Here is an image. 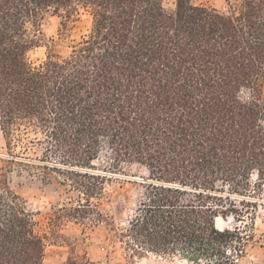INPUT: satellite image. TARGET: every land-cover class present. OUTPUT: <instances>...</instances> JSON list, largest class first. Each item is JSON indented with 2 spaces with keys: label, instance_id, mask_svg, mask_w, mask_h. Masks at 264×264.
Segmentation results:
<instances>
[{
  "label": "trees",
  "instance_id": "16d2710c",
  "mask_svg": "<svg viewBox=\"0 0 264 264\" xmlns=\"http://www.w3.org/2000/svg\"><path fill=\"white\" fill-rule=\"evenodd\" d=\"M226 2L0 0V264H43L46 237L9 180L33 169L77 192L61 217L105 224L133 259L244 257L250 235L221 222L244 217L234 197L251 191L254 174L258 190L264 183V0ZM84 13L87 32L61 53ZM48 16L64 18L59 40L35 65ZM20 143L41 145V158L18 154ZM103 153L108 169L137 163L149 174L122 227L100 208L110 180L96 168ZM66 264L96 263L70 255Z\"/></svg>",
  "mask_w": 264,
  "mask_h": 264
},
{
  "label": "rangeland",
  "instance_id": "374dc122",
  "mask_svg": "<svg viewBox=\"0 0 264 264\" xmlns=\"http://www.w3.org/2000/svg\"><path fill=\"white\" fill-rule=\"evenodd\" d=\"M176 0H166L168 7H174ZM197 5H205L218 10H226V0H190ZM63 17L48 16L42 25L44 43L30 52V59L38 65L47 58V47L52 39L59 40V30ZM90 25L89 16L84 13L80 20L70 23L72 36L60 42L58 50L67 53L71 50L72 40L79 39L87 32ZM16 152L25 153L33 160L41 158L43 147L36 145L31 150L24 151L23 144L16 147ZM8 155L4 133L0 128V160ZM110 159L103 153L96 162L99 171L107 170L110 180L106 183L100 208L115 218L118 227L124 226L134 213L138 199L148 179V171L137 163L123 162L117 169H108ZM2 162L0 161V171ZM107 167V168H105ZM11 187L20 194L27 203L28 209L34 213L37 231L46 237L45 257L43 264H66L70 255L79 259L88 258L96 264H192L179 256L146 254L144 257L131 258L105 224L89 225L61 217L62 207L74 203L78 194L62 184L57 174L44 178L41 171L14 170L9 173ZM256 174L251 178V191L234 197L241 200L239 206L244 211V217L230 215L225 223L227 228L240 227L241 231L250 235L244 257L236 264H264V183L259 188ZM261 186V185H260ZM258 190V191H256ZM250 203L244 206L242 203ZM201 264H209L203 262Z\"/></svg>",
  "mask_w": 264,
  "mask_h": 264
},
{
  "label": "bare ground",
  "instance_id": "6f19581e",
  "mask_svg": "<svg viewBox=\"0 0 264 264\" xmlns=\"http://www.w3.org/2000/svg\"><path fill=\"white\" fill-rule=\"evenodd\" d=\"M226 221H227V220H223V221L221 222V226H222V227H227V226L225 225ZM217 227H218V226H217Z\"/></svg>",
  "mask_w": 264,
  "mask_h": 264
},
{
  "label": "water",
  "instance_id": "95a60500",
  "mask_svg": "<svg viewBox=\"0 0 264 264\" xmlns=\"http://www.w3.org/2000/svg\"><path fill=\"white\" fill-rule=\"evenodd\" d=\"M216 226H218L217 221H216Z\"/></svg>",
  "mask_w": 264,
  "mask_h": 264
}]
</instances>
